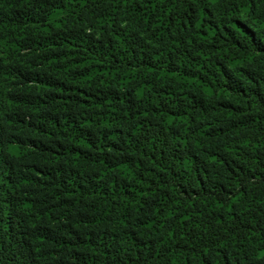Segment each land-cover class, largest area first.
Wrapping results in <instances>:
<instances>
[{"label":"trees","instance_id":"16d2710c","mask_svg":"<svg viewBox=\"0 0 264 264\" xmlns=\"http://www.w3.org/2000/svg\"><path fill=\"white\" fill-rule=\"evenodd\" d=\"M0 264H264V0H0Z\"/></svg>","mask_w":264,"mask_h":264}]
</instances>
